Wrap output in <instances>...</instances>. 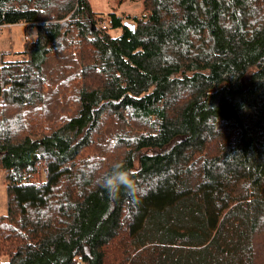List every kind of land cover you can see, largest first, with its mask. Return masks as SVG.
Listing matches in <instances>:
<instances>
[{
  "label": "trees",
  "instance_id": "16d2710c",
  "mask_svg": "<svg viewBox=\"0 0 264 264\" xmlns=\"http://www.w3.org/2000/svg\"><path fill=\"white\" fill-rule=\"evenodd\" d=\"M131 1L0 0V264H264V0Z\"/></svg>",
  "mask_w": 264,
  "mask_h": 264
},
{
  "label": "rangeland",
  "instance_id": "374dc122",
  "mask_svg": "<svg viewBox=\"0 0 264 264\" xmlns=\"http://www.w3.org/2000/svg\"><path fill=\"white\" fill-rule=\"evenodd\" d=\"M92 8L97 14L104 18L109 12L116 11L122 14H140L143 11V3L141 1L125 0L119 4L116 0H90ZM70 18V14L66 19ZM36 28L29 27L26 23H17L11 25L0 26V57L10 59L21 58L20 53L25 47V43L32 40L36 36ZM112 35L117 36L119 29H112ZM7 212V190L5 181V172L0 168V215Z\"/></svg>",
  "mask_w": 264,
  "mask_h": 264
},
{
  "label": "clouds",
  "instance_id": "9594fccd",
  "mask_svg": "<svg viewBox=\"0 0 264 264\" xmlns=\"http://www.w3.org/2000/svg\"><path fill=\"white\" fill-rule=\"evenodd\" d=\"M121 185L130 188L131 182L128 173L122 170L120 165H116L113 172L105 177L104 187L112 192L118 190Z\"/></svg>",
  "mask_w": 264,
  "mask_h": 264
},
{
  "label": "built area",
  "instance_id": "2783aa9c",
  "mask_svg": "<svg viewBox=\"0 0 264 264\" xmlns=\"http://www.w3.org/2000/svg\"><path fill=\"white\" fill-rule=\"evenodd\" d=\"M99 22H100V25H102L103 28H107L108 26H110L112 21H111V19L109 17H105L102 20H100Z\"/></svg>",
  "mask_w": 264,
  "mask_h": 264
},
{
  "label": "crops",
  "instance_id": "0c3cea01",
  "mask_svg": "<svg viewBox=\"0 0 264 264\" xmlns=\"http://www.w3.org/2000/svg\"><path fill=\"white\" fill-rule=\"evenodd\" d=\"M3 50H5V49H0V51H3Z\"/></svg>",
  "mask_w": 264,
  "mask_h": 264
},
{
  "label": "bare ground",
  "instance_id": "6f19581e",
  "mask_svg": "<svg viewBox=\"0 0 264 264\" xmlns=\"http://www.w3.org/2000/svg\"><path fill=\"white\" fill-rule=\"evenodd\" d=\"M105 17H108V16H105ZM108 27H109V26H108ZM108 27H107V28H108Z\"/></svg>",
  "mask_w": 264,
  "mask_h": 264
}]
</instances>
